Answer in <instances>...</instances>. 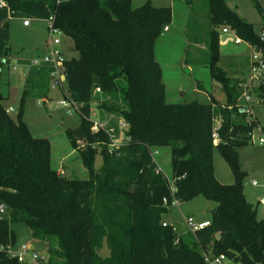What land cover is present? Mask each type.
Listing matches in <instances>:
<instances>
[{
	"label": "trees",
	"instance_id": "1",
	"mask_svg": "<svg viewBox=\"0 0 264 264\" xmlns=\"http://www.w3.org/2000/svg\"><path fill=\"white\" fill-rule=\"evenodd\" d=\"M207 1L213 26L206 43L211 75L226 94L225 104L214 97L208 103L167 102L155 44L172 19L170 7L151 2L133 7L132 0H0L4 61L11 52V17L54 15L68 50L76 53L66 61L63 97L81 105L80 125L68 129L67 136L88 171L85 179L59 173L52 166L51 142L34 136L24 119L26 98H49V67L26 75L16 117L7 112L0 93V196L11 208L10 218L0 221V245L15 244L12 225L23 224L45 244L47 264H210L220 255L239 264H264V220L244 194L246 173L238 153L252 140L257 119L240 104L244 82L218 65L219 27L229 25L263 53L264 42L229 0ZM254 3L264 17L263 5ZM250 92L264 105V82ZM93 103L111 115L108 128L127 121L128 139L118 153L109 151L107 134L92 132ZM99 146L103 163L96 168ZM162 146L171 149V178L152 155ZM216 149L234 174L231 184L217 179ZM197 196L215 203L209 226L182 236L171 224L163 225L169 209L164 198ZM105 244L108 257L99 253ZM0 264L25 263L0 251Z\"/></svg>",
	"mask_w": 264,
	"mask_h": 264
},
{
	"label": "rangeland",
	"instance_id": "2",
	"mask_svg": "<svg viewBox=\"0 0 264 264\" xmlns=\"http://www.w3.org/2000/svg\"><path fill=\"white\" fill-rule=\"evenodd\" d=\"M264 7V0H259ZM151 2L157 7L166 6L172 9V19L168 23L170 31L163 32L156 40L155 55L162 67L163 82L166 89V100L169 103H183L197 100L208 103L211 97L225 104L227 101L223 88L215 83L211 75V56L206 46L207 37L213 26L211 24L209 3L207 0H132L133 7H139ZM228 5L237 11L245 20L255 24L256 33H260L264 26V17L255 6L254 0H229ZM11 38V52L8 57L0 55V93L2 104L7 108L13 107L10 114L16 117L20 108L25 87V78L30 70L39 68L30 64L35 59H42L48 52L49 31L46 19H32V25L26 28L23 19L11 17L8 21ZM229 25L219 27V31ZM234 33V32H233ZM235 34V33H234ZM235 36L225 34L221 41L218 65L231 77H244L249 82V66L253 56V49L246 42L237 44ZM68 42L64 41L63 49L67 58L76 55L68 50ZM62 86V87H61ZM61 86L51 87L49 98L44 101L34 96L26 98L24 103V119L28 123L32 134L43 137L51 142L52 166L61 174L64 172L69 178H88L80 154L74 150L67 136L68 129H75L80 125V116L71 107L62 105L63 90L67 88L65 79ZM240 104L245 101L240 99ZM253 116L257 119L254 126L253 138L250 142L238 148L239 163L245 171L244 194L247 200L257 209L259 217L264 220V145L259 142L264 137V105L254 98L251 105ZM109 116V117H108ZM111 115L105 113L99 104L93 103L91 119L100 121L104 127L109 125ZM120 136V133H119ZM122 138V137H120ZM96 157V168L103 163L100 155ZM155 160L158 167L168 177H172L171 149L167 146L157 147ZM214 165L217 179L221 183L231 184L235 181L234 174L216 149ZM254 181L257 185H254ZM215 203L204 196H197L189 201H180L176 207L168 209L164 214V222L175 227L178 234L187 236L190 232L188 218L201 222L212 219ZM17 233V244L31 243L49 260L47 249L36 243L30 229L23 224H13ZM103 257L110 255L105 244L99 251ZM239 264L231 259H224L221 263Z\"/></svg>",
	"mask_w": 264,
	"mask_h": 264
},
{
	"label": "built area",
	"instance_id": "3",
	"mask_svg": "<svg viewBox=\"0 0 264 264\" xmlns=\"http://www.w3.org/2000/svg\"><path fill=\"white\" fill-rule=\"evenodd\" d=\"M48 23V31H49V40H48V52L44 55L42 59H35L32 61L33 65L38 66L39 68L46 66L50 68V77L53 86H61L63 81L67 77V69H66V61L67 57L65 55L63 49L64 43V31L56 24L55 16L52 15L46 19ZM23 25L25 27H29L32 25V18L28 20H23ZM169 27H164V32L168 31ZM232 31L229 27H224L221 30L222 34H229ZM234 41L237 44H241L244 41L239 38L236 34H234ZM260 39L264 42V26L261 32L259 33ZM253 48L254 55L256 56V60L253 59L252 64L250 66V76L249 82L242 84L243 94L241 99L245 101L243 105L247 110H249V115L253 116L252 112V102L254 101V96L250 92V87L253 85H260L264 82V53L255 48ZM57 81V85L54 83ZM62 87V86H61ZM97 92H100V89H97ZM62 105H66L71 107V112L76 111L79 113L81 105L75 102L71 98H63L60 101ZM14 111V108H7V112L11 113ZM254 117V116H253ZM92 132L95 134L105 133L108 135L110 143L108 144V149L111 153H118V150L121 146H123L128 137L126 135V131L128 130V123L125 120H121L118 126V129L104 127V124L100 121L92 120ZM220 129V121L217 122L214 128L213 137L217 140L219 137ZM120 133V136H119ZM122 137V138H120ZM259 142L264 145V137L260 138ZM158 154L157 150H153V157ZM155 158V157H154ZM160 169V168H159ZM161 170V169H160ZM254 185H257V182L254 181ZM1 190V188H0ZM172 191H176L175 188H172ZM180 201L177 198H173L168 200L167 198L163 199L164 206L171 208L178 206ZM11 216V208L9 205L2 200L0 196V221L8 220ZM211 222L209 220L197 222L192 217L188 218V226L191 232H195L201 228L209 226ZM164 226L167 225L166 222L163 223ZM0 251H6V253L11 257L17 259L20 263L25 264H47V260L42 252H40L33 244L31 243H22V244H12L9 243L7 245H0ZM224 259H226L225 255H220L216 257L213 261H209L210 264H213L214 261L221 263Z\"/></svg>",
	"mask_w": 264,
	"mask_h": 264
},
{
	"label": "crops",
	"instance_id": "4",
	"mask_svg": "<svg viewBox=\"0 0 264 264\" xmlns=\"http://www.w3.org/2000/svg\"><path fill=\"white\" fill-rule=\"evenodd\" d=\"M30 27V26H29ZM26 28H28V27H26ZM168 31H170V28H169V30ZM233 35H234V33L233 32H231ZM230 34V33H229ZM224 35L225 34H222V33H220V48H221V41H223L222 39H223V37H224ZM227 35V34H226ZM248 44V43H247ZM249 45V44H248ZM250 46V45H249ZM252 47V46H251ZM253 49V48H252ZM253 53V56L255 57V55H254V52H252ZM254 59V58H253ZM253 59L250 61L251 63H250V66H251V64H252V61H253ZM250 66H249V70H250ZM38 68H36V69H32V70H30V71H33V70H37ZM235 78H237V79H239L240 81H242V82H244V83H246L243 79H244V77H235ZM216 83V82H215ZM243 83V84H244ZM6 107V106H5ZM7 108V107H6ZM10 108V107H9ZM13 108V107H12ZM74 149V148H73ZM75 150V149H74ZM59 172V171H58ZM60 173V172H59ZM63 173V175H66L64 172H62ZM206 220H209L210 221V219H204L203 221H206ZM202 222V221H201ZM36 241V243H39V244H42L44 247H45V249L43 250L44 252H45V250L47 249L46 248V246H45V244L43 243V242H41V241H37V240H35ZM41 252V251H40Z\"/></svg>",
	"mask_w": 264,
	"mask_h": 264
},
{
	"label": "water",
	"instance_id": "5",
	"mask_svg": "<svg viewBox=\"0 0 264 264\" xmlns=\"http://www.w3.org/2000/svg\"><path fill=\"white\" fill-rule=\"evenodd\" d=\"M54 83L57 85V81H55ZM243 110H244V109H243ZM262 201L264 202V197H263ZM215 211H216V208H214V209L212 210V213H214Z\"/></svg>",
	"mask_w": 264,
	"mask_h": 264
}]
</instances>
